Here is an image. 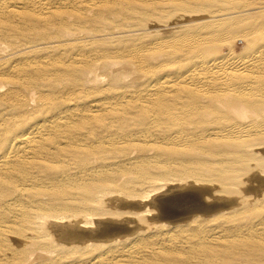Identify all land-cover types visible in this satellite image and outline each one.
<instances>
[{"label":"bare ground","instance_id":"obj_1","mask_svg":"<svg viewBox=\"0 0 264 264\" xmlns=\"http://www.w3.org/2000/svg\"><path fill=\"white\" fill-rule=\"evenodd\" d=\"M0 264H264V0H0Z\"/></svg>","mask_w":264,"mask_h":264},{"label":"rangeland","instance_id":"obj_2","mask_svg":"<svg viewBox=\"0 0 264 264\" xmlns=\"http://www.w3.org/2000/svg\"><path fill=\"white\" fill-rule=\"evenodd\" d=\"M242 47H243V41H241L239 39L235 40L233 42L232 46H231L232 50L235 51V52H240ZM224 51H227V48H225ZM165 191H167L166 188H164L163 190H159L158 192L152 194V197H157V196L158 197H162V196L166 197L167 196V194H166L167 192H165Z\"/></svg>","mask_w":264,"mask_h":264}]
</instances>
